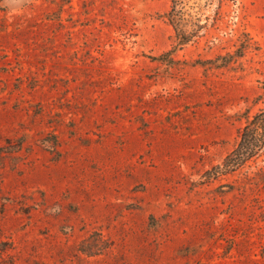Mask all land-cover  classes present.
I'll return each instance as SVG.
<instances>
[{
  "label": "rangeland",
  "instance_id": "1",
  "mask_svg": "<svg viewBox=\"0 0 264 264\" xmlns=\"http://www.w3.org/2000/svg\"><path fill=\"white\" fill-rule=\"evenodd\" d=\"M0 0V264H264V0Z\"/></svg>",
  "mask_w": 264,
  "mask_h": 264
},
{
  "label": "trees",
  "instance_id": "2",
  "mask_svg": "<svg viewBox=\"0 0 264 264\" xmlns=\"http://www.w3.org/2000/svg\"><path fill=\"white\" fill-rule=\"evenodd\" d=\"M172 5L167 12V18L173 26L177 45L159 56L158 60H164L179 45H184L199 35L205 23L202 21L204 10H206L213 0H171ZM264 151V109L256 112L248 118L247 124L241 133V140L238 146L224 158L222 164L213 166L207 170L209 178H215L220 174L228 173L248 159Z\"/></svg>",
  "mask_w": 264,
  "mask_h": 264
}]
</instances>
